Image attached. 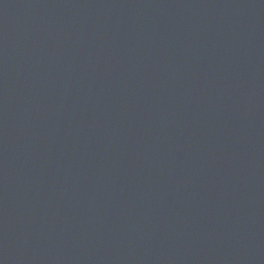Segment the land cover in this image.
Returning a JSON list of instances; mask_svg holds the SVG:
<instances>
[{"label":"water","instance_id":"obj_1","mask_svg":"<svg viewBox=\"0 0 264 264\" xmlns=\"http://www.w3.org/2000/svg\"><path fill=\"white\" fill-rule=\"evenodd\" d=\"M0 264H264V0H0Z\"/></svg>","mask_w":264,"mask_h":264}]
</instances>
